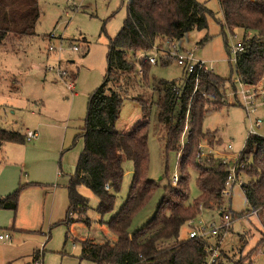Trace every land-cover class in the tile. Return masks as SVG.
<instances>
[{
  "label": "rangeland",
  "instance_id": "374dc122",
  "mask_svg": "<svg viewBox=\"0 0 264 264\" xmlns=\"http://www.w3.org/2000/svg\"><path fill=\"white\" fill-rule=\"evenodd\" d=\"M200 1H206L213 11L208 18L209 29L192 30L181 39L152 50L157 63L151 65L147 80L152 88L157 80L179 82L183 78V66L168 55L175 49L173 45L182 54L194 51L193 57L197 61L213 66L219 76L231 78L224 87L227 95L224 103L227 105L212 109L204 116L203 127L210 136L201 143L204 154L210 151L232 170L244 149L251 120H262L257 132L264 136V105L258 103L251 119L246 117L245 108L234 96L232 80L239 78L238 65L226 42L229 46L239 41L247 43L255 33L241 28L235 29L234 34L227 29L223 32L220 22L224 17L219 0ZM39 3L41 16L35 33L20 41L7 39L0 46V128L23 133L29 127L38 132L32 142H7L0 151V197L20 189L17 210L0 209V235L7 233L11 236V240L0 239V264H94L80 259V241L91 239L104 243L117 239L107 222L121 211L131 192L134 160L125 162L116 207L108 213H99V198L81 185L79 190L89 199V208L82 214H72L73 221L67 224L69 185L84 148L82 127L89 98L105 80L109 45L123 27L128 2L39 0ZM207 33L210 40L200 46L199 41ZM255 41L264 42V39L258 37ZM142 57L145 56L138 54L136 59L144 62ZM144 65L145 68L149 66L146 62ZM139 87L132 91L137 101L130 96L123 103L116 123L118 131L129 132L145 120L138 101L141 98L149 104L151 97L142 94L144 92ZM152 100L157 102V96ZM179 110L180 106L177 107ZM167 130V125L153 112L148 129V175L156 181L157 187L147 204L135 215L132 232L145 227L154 217L170 183L173 188L178 186L172 179L175 173L181 174L179 151L168 147ZM188 133L185 130L182 136L183 147ZM261 153L262 150L254 149L249 161H254ZM185 172L189 175L192 201L200 195L198 170L188 165ZM250 179V175L243 173L231 196L221 194L224 208L231 210L236 218H233L230 229L222 231V237L210 235L208 241L215 247L219 243L217 251L227 253L232 260L264 264L262 210L258 216L246 214L251 209L242 184ZM222 210H201L191 221L193 224L182 228L181 236L188 238L192 226L210 229L212 223L219 224L221 215L228 213ZM132 232L127 235L130 239ZM170 243L160 242L158 247ZM221 261L232 264L227 258Z\"/></svg>",
  "mask_w": 264,
  "mask_h": 264
},
{
  "label": "trees",
  "instance_id": "16d2710c",
  "mask_svg": "<svg viewBox=\"0 0 264 264\" xmlns=\"http://www.w3.org/2000/svg\"><path fill=\"white\" fill-rule=\"evenodd\" d=\"M127 2V16L123 27L109 45L105 80L89 98L82 127L84 148L70 179L66 223L73 221L72 214H82L89 208V199L79 190L81 185L99 198L100 214L114 210L116 196L123 184L125 162L134 160L131 192L121 211L107 222L117 239L104 243L91 239L81 240L80 259L94 264H207L219 243L215 247L208 241V237L190 238L189 234L188 238H183L181 230L185 225H191V221L204 209H223L231 215L232 220L236 218L231 210L224 208L221 196L227 187L230 169L210 151L199 161V155L205 153L200 147L201 141L210 136L203 127L204 116L212 109L227 105L224 103L227 96L224 87L231 78L221 77L208 69L201 70L199 78L196 73L188 74L184 71L179 82L157 80L151 88L147 78L153 63L144 61L149 64L145 68L144 62L136 59V56L150 52L153 47L160 49L169 41L173 43L192 30H208V18L213 11L206 1L200 0ZM219 4L223 10L224 18L220 22L223 32L227 29L234 34L235 29L241 28L245 32L255 33L250 41L245 42L244 50L236 55V63L239 78L245 84L260 85L264 78V42L255 40L258 37L264 39V0H219ZM40 16L39 0H0V46L7 39L17 38L20 41L23 37L34 34ZM209 40L210 35L207 33L199 41V45L202 46ZM226 47L230 52L228 42ZM197 80L199 82L196 85ZM232 82L235 88L236 83ZM136 85L142 88V94L151 97L149 104L141 98L138 101L143 108L145 120L129 132L118 131L116 123L123 103L130 96L136 100L132 94L139 87ZM155 95L157 102L152 100ZM153 112L168 127V147L179 151L181 174L178 173L176 183L172 179L178 186L173 188L170 183L167 195L163 197L154 217L145 227L132 232L135 215L147 204L157 187L156 181L148 175V129ZM185 130L189 133L183 147L181 139ZM11 141L26 142L24 132L0 128V151L5 143ZM254 149L262 150V153L254 161H249V155ZM188 165L198 170L200 195L192 201L189 175L185 172ZM243 173L251 177L249 182L242 184L251 209L246 214L254 210H258L259 214L262 210L264 217L263 137H247L236 163L237 181ZM19 194L20 189H17L0 197V209L17 210ZM129 232L133 233L132 239L127 236ZM221 235L222 232L212 236L220 238ZM167 241L171 243L158 247L160 242ZM222 258H227L232 264H246L242 259L232 260L223 251L213 264H223Z\"/></svg>",
  "mask_w": 264,
  "mask_h": 264
},
{
  "label": "built area",
  "instance_id": "2783aa9c",
  "mask_svg": "<svg viewBox=\"0 0 264 264\" xmlns=\"http://www.w3.org/2000/svg\"><path fill=\"white\" fill-rule=\"evenodd\" d=\"M175 49H172V52L169 53L168 55L170 57H173L174 59L177 60L178 64L183 66L184 71H186L188 74L196 73L197 78H199V74L201 70H210L214 71L213 66H207L206 62L204 61H197L193 57L194 51H185L183 54L179 53V50L175 45H173ZM77 48V47H75ZM245 48V42L239 41L235 42L231 46V51L232 53L235 54V56L240 52L243 51ZM154 49H157V47H153ZM156 53V52H155ZM141 56H145L142 59L145 61H149L153 64L157 63V58L156 54H153L152 50L149 53H142ZM198 80L196 82V85L198 84ZM236 83V87L234 88V96L238 99V101L241 103V105L245 108L246 113H247V118L251 119L252 113L256 110V107L258 103L264 105V78L263 81L260 85H248L245 84L240 78L237 80H234ZM197 88V86H196ZM205 96H207L205 94ZM35 112L32 111V114ZM262 123L261 119H257L256 121L251 120L250 121V127H249V135L248 136H253V135H258L264 138V136L260 135L257 132V128L260 127ZM24 134L26 137V142H32L36 137H38V132L36 130H33L31 128H26L24 130ZM200 147L203 148V144H200ZM229 148H232L231 145H229ZM204 155V152L199 155V161H201L202 156ZM224 163H226L224 161ZM227 164V163H226ZM231 174L229 176L228 182H227V187L222 191L223 196H231L233 193V188L234 185L238 182L237 181V175H236V166L231 170ZM178 180V174H174L173 176V181L176 183ZM242 184V183H240ZM256 214L258 215V210H254L251 213L247 214L252 215ZM202 221V220H201ZM233 222L232 217L230 214H224L222 216V220L219 224L217 223H212L211 228L208 229L206 227H201L199 229H196L194 226L191 227V231L189 233L190 238H205L208 237L209 235H218L220 234L223 230L228 229L231 226V223ZM193 224V222H191ZM0 239H7L11 240V236L9 234H1ZM220 252L217 251V248L214 249L213 254L211 257L208 259L206 262L207 264H213L215 262V258L219 255Z\"/></svg>",
  "mask_w": 264,
  "mask_h": 264
},
{
  "label": "crops",
  "instance_id": "0c3cea01",
  "mask_svg": "<svg viewBox=\"0 0 264 264\" xmlns=\"http://www.w3.org/2000/svg\"><path fill=\"white\" fill-rule=\"evenodd\" d=\"M32 115H35V113H34V114H32ZM37 147H38V146H37ZM20 165L24 166L22 163H21Z\"/></svg>",
  "mask_w": 264,
  "mask_h": 264
}]
</instances>
